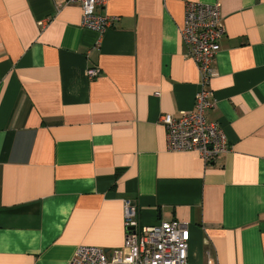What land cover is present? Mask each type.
<instances>
[{
	"label": "crops",
	"instance_id": "1",
	"mask_svg": "<svg viewBox=\"0 0 264 264\" xmlns=\"http://www.w3.org/2000/svg\"><path fill=\"white\" fill-rule=\"evenodd\" d=\"M187 2L220 4L206 119L229 149L206 166L166 148L200 83L179 36ZM0 0V264H67L123 248L139 224H186L189 264H264V0ZM41 24V25H40ZM98 68L88 79L87 70Z\"/></svg>",
	"mask_w": 264,
	"mask_h": 264
},
{
	"label": "built area",
	"instance_id": "2",
	"mask_svg": "<svg viewBox=\"0 0 264 264\" xmlns=\"http://www.w3.org/2000/svg\"><path fill=\"white\" fill-rule=\"evenodd\" d=\"M108 0H66L67 4H80L81 27L103 35L117 23L118 18L101 15ZM41 25V24H40ZM224 35L220 4L187 2L179 36L187 56L196 64L200 83L194 97V108L179 117L162 119L166 129V148L173 153H197L208 166L219 160L229 149L223 130L206 119L213 107L212 93L207 89L214 75L213 62ZM88 79L99 76L98 68L88 69ZM123 248L105 251L92 246H79L67 264H189V230L178 221L161 222L144 227L139 224L138 210L129 201L124 202ZM207 264H215L207 254Z\"/></svg>",
	"mask_w": 264,
	"mask_h": 264
}]
</instances>
